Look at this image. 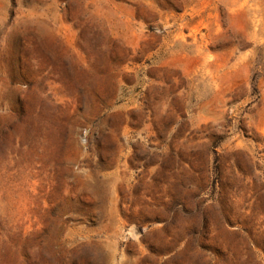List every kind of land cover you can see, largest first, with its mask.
<instances>
[{
  "label": "rangeland",
  "instance_id": "1",
  "mask_svg": "<svg viewBox=\"0 0 264 264\" xmlns=\"http://www.w3.org/2000/svg\"><path fill=\"white\" fill-rule=\"evenodd\" d=\"M0 264H264V0H0Z\"/></svg>",
  "mask_w": 264,
  "mask_h": 264
}]
</instances>
